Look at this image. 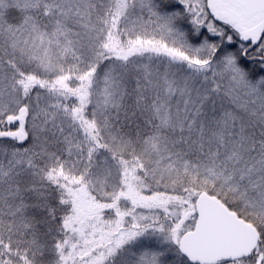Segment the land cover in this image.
I'll return each instance as SVG.
<instances>
[{"label":"rangeland","instance_id":"rangeland-1","mask_svg":"<svg viewBox=\"0 0 264 264\" xmlns=\"http://www.w3.org/2000/svg\"><path fill=\"white\" fill-rule=\"evenodd\" d=\"M244 49L238 32L211 19L206 0H0V135L24 138L31 110L23 109L22 100L30 80L38 79L33 73L41 75L38 111L66 108L74 97L72 80L91 86L97 76L104 86L102 128L111 108L114 125L119 123L120 169L111 176L116 192H107L106 176L98 187L106 202L93 195L87 180L60 177L74 205L82 206L70 236L69 262L106 244L119 229L107 254L89 257L85 264H103L138 239H145V247L131 251L133 264H164L167 247L180 254L179 240L194 228L196 199L204 192L260 233L252 256L226 263L264 264V76L250 77L264 71V63L243 65ZM253 57H264V39ZM77 61L88 67L82 75ZM15 79H20V97L13 94ZM104 91H110L108 97ZM128 101L141 112L126 114ZM144 112L150 164L143 152L147 165L126 166L123 152L129 144L120 130ZM94 124L86 120L88 132L98 137ZM135 171L140 174L132 180ZM123 196L130 202H121Z\"/></svg>","mask_w":264,"mask_h":264},{"label":"trees","instance_id":"trees-1","mask_svg":"<svg viewBox=\"0 0 264 264\" xmlns=\"http://www.w3.org/2000/svg\"><path fill=\"white\" fill-rule=\"evenodd\" d=\"M240 62L245 66L254 65L245 63L242 58ZM76 64L78 75L87 71L88 67L83 61H77ZM97 66L96 68L100 71L103 64ZM33 76L38 79L30 80V83L27 78L24 79L26 83H29V88L23 94L22 107L24 110H31L26 119L27 131L24 138L18 141L15 138L0 135V264H85L89 257H95L98 253L102 254L101 256L107 254L115 245L114 237L119 229L106 244L93 247L89 255L83 252L69 262L70 236L81 220V216L76 212L82 210V206L74 205L69 186L60 177L70 175L87 180L94 190L93 195L98 196V200L106 202L98 187L106 176L109 185L107 192H116L113 188L116 178L111 176H115L116 169H120L118 141L121 139L118 137V131L116 132V126L119 123L114 125L117 120L114 118L115 110L111 108L108 113H105L108 117L106 128H102L101 103L104 86L101 78L94 76L90 80L91 86L89 81L81 84L80 79L74 78L72 80L74 97L66 101L64 104L66 108L62 107L57 112L52 111L50 107L42 111L37 110L35 100L42 90L36 82L41 75L37 77L33 73ZM263 76L264 71L250 73V77L254 80ZM19 77L22 79V76L19 75ZM20 79L14 80L13 94L18 97L20 92L23 93L18 85ZM108 92L110 91H104L107 97ZM1 97L0 95V101ZM87 101L90 102L89 110L83 113L82 109ZM124 109L128 115L141 112L135 108L131 109L129 101ZM124 109H121V114ZM75 111L79 113L76 119ZM73 115L74 118L71 119ZM147 116L144 112V116H140L143 118L136 119V122H131L129 119L120 130L124 135L122 136L124 143L129 144L126 147L128 149L123 152L122 162L126 166L129 164L137 168L138 163L145 166L146 160L150 164V154H148L150 143L147 140L150 127ZM86 120L97 121V124H94L97 125L95 129L101 131L98 137L93 135L94 131L88 132ZM18 121L19 119L15 118L12 123H18ZM113 137H117V140L111 141ZM143 152L149 155L148 159H144ZM153 160L157 164V158ZM168 163L171 164V160H168ZM135 174L139 176L140 173L135 171L132 180L137 177ZM163 186L166 185L163 184ZM151 187L152 191L158 189ZM160 188L168 192L165 191L166 188ZM173 193L179 195L182 192ZM186 193L187 191L183 192L181 196ZM130 200L131 197L123 196L121 202L128 203ZM229 207L234 208L232 205ZM125 222L128 220L126 219ZM144 245L145 239H138L135 245L125 244L117 250L115 257L106 260L103 264H133L136 258L131 255V251H137L145 247ZM132 247L135 248L131 250ZM150 247L159 250L155 245ZM167 248L171 251L164 264H190L178 252H173L174 246ZM129 257L133 258L131 262Z\"/></svg>","mask_w":264,"mask_h":264},{"label":"water","instance_id":"water-1","mask_svg":"<svg viewBox=\"0 0 264 264\" xmlns=\"http://www.w3.org/2000/svg\"><path fill=\"white\" fill-rule=\"evenodd\" d=\"M206 8L213 20L234 27L241 43L249 46L243 53L246 62L264 63V57L247 58L264 38V0H206ZM195 211L194 228L179 240V252L190 264L240 261L257 250L258 229L217 197L199 194Z\"/></svg>","mask_w":264,"mask_h":264},{"label":"flooded vegetation","instance_id":"flooded-vegetation-1","mask_svg":"<svg viewBox=\"0 0 264 264\" xmlns=\"http://www.w3.org/2000/svg\"><path fill=\"white\" fill-rule=\"evenodd\" d=\"M215 22L222 23V24H224V25H226V26H229V27L232 28L233 30H235L232 26L226 24L225 22H221V21H215ZM246 48H247V47L245 46V49H246ZM252 54H253V53H252ZM250 55H251V54H250Z\"/></svg>","mask_w":264,"mask_h":264}]
</instances>
